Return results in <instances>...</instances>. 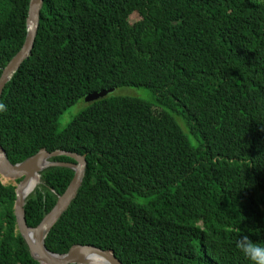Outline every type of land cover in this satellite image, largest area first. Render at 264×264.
I'll list each match as a JSON object with an SVG mask.
<instances>
[{
	"label": "trees",
	"instance_id": "trees-1",
	"mask_svg": "<svg viewBox=\"0 0 264 264\" xmlns=\"http://www.w3.org/2000/svg\"><path fill=\"white\" fill-rule=\"evenodd\" d=\"M29 4L0 0V77L25 43ZM0 137L13 165L42 149L85 156L50 252L83 245L124 264H249L235 240L264 246V0H44L31 56L0 97ZM75 176L42 172L25 207L31 228ZM16 189L0 177V264H40L18 231Z\"/></svg>",
	"mask_w": 264,
	"mask_h": 264
},
{
	"label": "water",
	"instance_id": "water-1",
	"mask_svg": "<svg viewBox=\"0 0 264 264\" xmlns=\"http://www.w3.org/2000/svg\"><path fill=\"white\" fill-rule=\"evenodd\" d=\"M44 0H30L28 16H27V36L25 43L19 53L9 62L3 69L0 77V97L6 85L10 82L14 74L20 69L22 64L31 56L32 49L37 37L40 16L43 8ZM116 92V89L92 93L84 100L86 103H92L108 97ZM68 157L75 161V164L51 162L52 158ZM47 159L45 166L39 167V160ZM85 156L75 153L57 150L48 152L46 149L40 150L36 155L26 161L13 165L10 163L6 152L1 146L0 137V177L4 184H13L17 187V200L15 205V215L17 217L18 231L26 240L30 252L35 260L40 264H124L113 250H103L94 246H74L69 253L59 255L52 253L46 246V238L61 220L63 215L70 209L72 203L78 197L79 191L83 185L86 169ZM49 167H66L74 170L76 176L66 193L60 197L58 204L54 210L46 216L42 224L37 228H31L26 218V203L30 195L36 190L31 188L32 179L41 174ZM8 177L17 180L22 179L19 184L4 182L2 177ZM16 180V182H17ZM15 182V181H14ZM40 183V182H39ZM38 187V186H37ZM101 260V263L96 260Z\"/></svg>",
	"mask_w": 264,
	"mask_h": 264
},
{
	"label": "rangeland",
	"instance_id": "rangeland-1",
	"mask_svg": "<svg viewBox=\"0 0 264 264\" xmlns=\"http://www.w3.org/2000/svg\"><path fill=\"white\" fill-rule=\"evenodd\" d=\"M139 19L138 14H134L131 17V22H135ZM116 95H127L129 97H138L140 99H143L144 101L148 102L152 100V96L149 92L145 91V89H136V88H121L118 89L116 92ZM86 106V103L84 101L79 102L77 105H75L74 107L68 109L60 118V124H61V130L66 128L72 121L73 119L82 111L84 110V107ZM180 125L182 126V128L187 132V126L186 123L179 118L178 119ZM3 178V177H2ZM22 179L17 180V182L15 181H6L8 183H16L19 184L18 182H20ZM41 181V180H40ZM5 182V181H4ZM41 184V182L39 183V185ZM38 185V186H39ZM37 189V187H36ZM36 191V190H35ZM34 191V192H35ZM33 192V193H34Z\"/></svg>",
	"mask_w": 264,
	"mask_h": 264
},
{
	"label": "clouds",
	"instance_id": "clouds-1",
	"mask_svg": "<svg viewBox=\"0 0 264 264\" xmlns=\"http://www.w3.org/2000/svg\"><path fill=\"white\" fill-rule=\"evenodd\" d=\"M235 248L247 258L249 264H264V246L253 242L247 234H241L236 238Z\"/></svg>",
	"mask_w": 264,
	"mask_h": 264
},
{
	"label": "bare ground",
	"instance_id": "bare-ground-1",
	"mask_svg": "<svg viewBox=\"0 0 264 264\" xmlns=\"http://www.w3.org/2000/svg\"><path fill=\"white\" fill-rule=\"evenodd\" d=\"M39 161H40L39 164H38L39 167H43V166H45V165L47 164V162H48L47 159H41V160H39ZM3 180H4V181H16L17 178L12 179V178H8V177H5V176H4V177H3ZM40 180H41V179H40L38 176H36L34 179H32V181H31L29 187H31V188H36V187L39 185ZM96 262L101 263V260L98 259V260H96Z\"/></svg>",
	"mask_w": 264,
	"mask_h": 264
}]
</instances>
